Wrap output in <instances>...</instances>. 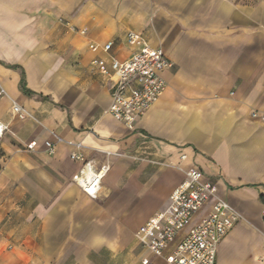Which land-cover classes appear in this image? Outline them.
Returning a JSON list of instances; mask_svg holds the SVG:
<instances>
[{"label": "crops", "instance_id": "1", "mask_svg": "<svg viewBox=\"0 0 264 264\" xmlns=\"http://www.w3.org/2000/svg\"><path fill=\"white\" fill-rule=\"evenodd\" d=\"M130 32L173 63L132 132L107 113L108 81L91 66L128 59ZM252 111L264 113V0H0V264H167L136 233L191 167L240 215L215 264H264V123ZM67 142L109 164L96 198L76 185ZM141 145L174 166L134 161Z\"/></svg>", "mask_w": 264, "mask_h": 264}, {"label": "built area", "instance_id": "2", "mask_svg": "<svg viewBox=\"0 0 264 264\" xmlns=\"http://www.w3.org/2000/svg\"><path fill=\"white\" fill-rule=\"evenodd\" d=\"M79 32L84 34L85 29ZM126 41L131 47L137 46L128 59L119 61L109 55L107 59H93L91 66L108 81L111 102L107 113L132 132L138 120L166 90L167 82L162 74L172 69L173 63L162 50L151 48L136 33H128ZM89 48L96 51L98 46L91 44ZM111 49L110 42L102 46L106 54ZM12 114L21 120L31 118L14 102ZM250 116L264 123V113L252 111ZM6 130L7 126L0 122V138ZM61 141L53 134L51 140L44 142V151L53 155L57 143ZM67 144L72 147L69 159L80 165L76 185L88 197L96 198L102 179L110 169L109 164L96 166L85 156L81 143ZM34 146L30 144L26 150L32 151ZM140 150L138 155L130 156L134 161L170 165L149 159L145 146L141 145ZM102 154L108 159L123 155L111 151H102ZM184 176V180L171 192L167 206L139 228L136 239L143 249L152 256L164 258L167 264H215L219 243L240 221V215L218 194L216 184L206 178L200 169L191 167L184 171ZM206 204L209 205L208 212L194 221ZM141 263L148 264V259H143Z\"/></svg>", "mask_w": 264, "mask_h": 264}, {"label": "rangeland", "instance_id": "3", "mask_svg": "<svg viewBox=\"0 0 264 264\" xmlns=\"http://www.w3.org/2000/svg\"><path fill=\"white\" fill-rule=\"evenodd\" d=\"M136 155H138V154H136V153H132V154H130V156H136ZM136 162H140V161H136ZM142 162V161H141ZM168 163V162H167ZM170 164V163H169ZM135 166H138V165H135ZM159 166H162V167H170V166H174L173 164H170V165H159ZM145 211V209H143V208H136V209H134V214H133V218H134V220H136L137 219V217L139 218L140 217V215L142 214V212H144Z\"/></svg>", "mask_w": 264, "mask_h": 264}, {"label": "trees", "instance_id": "4", "mask_svg": "<svg viewBox=\"0 0 264 264\" xmlns=\"http://www.w3.org/2000/svg\"><path fill=\"white\" fill-rule=\"evenodd\" d=\"M21 86H22V81H21Z\"/></svg>", "mask_w": 264, "mask_h": 264}]
</instances>
